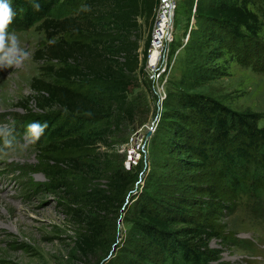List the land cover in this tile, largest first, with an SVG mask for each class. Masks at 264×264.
<instances>
[{
    "label": "rangeland",
    "instance_id": "rangeland-1",
    "mask_svg": "<svg viewBox=\"0 0 264 264\" xmlns=\"http://www.w3.org/2000/svg\"><path fill=\"white\" fill-rule=\"evenodd\" d=\"M85 1L73 0L72 7L67 9L71 10L67 17L81 24L78 29L45 28L40 23L21 32L15 31L20 46L29 52V58L20 67L0 70V125L13 127L15 118L19 116L41 114L38 106L41 99L33 87L36 80L58 83L57 69L72 68L79 63V57H67L65 62L52 58L49 54L51 45L80 41L95 48L107 44L112 37H123L124 34L110 23L108 11H104L106 8L85 15L79 12ZM252 3L248 5L259 14V31L245 42L233 41L225 31L196 22L197 27L191 31L170 72L168 98L164 101L166 104L157 130L134 162L125 152L130 148L137 149L140 134L149 127L156 114L151 89L142 70L146 53L144 43L152 28L146 23L145 16L138 17L139 28L128 35L129 41L138 40L140 46V67L133 74L138 86L128 95V102L135 108L142 104L143 107L140 111L137 109L133 117L121 113L118 127H108L105 119L101 118L92 126H97L101 134L96 138L100 139L96 142V151L108 153L104 166L110 163L113 167L123 165L129 168L141 164V169L138 182L125 198V212L119 217H114L111 210L102 212L105 227L98 247L86 253L79 247L78 238L89 224L77 217L76 210L81 209L86 212V217H90L94 215L91 213L94 207L85 201L73 203L69 192L82 186L108 190L109 170L105 171L102 166L95 174L81 175L63 164L71 175L61 182L70 183L71 188H45L48 182L44 172L47 161L36 146L17 147L7 156L0 157V264H117L122 258L134 256L132 241L148 245L147 238L131 229L129 221L136 217L132 214L134 208L147 204L156 215L168 217L171 213L166 210L167 206L178 203V200H182L186 214L216 232L208 240V247L219 255L215 264H264L262 196L251 192L233 194L219 182L211 168L201 164L199 158L179 151L176 145L172 147L171 135L165 129L164 121L166 113L178 108L173 95L183 89L190 95L198 94L218 101L232 111L256 114L258 125L264 126V0H252ZM177 7L171 53L187 32L192 14V9L189 14L190 7L184 0ZM68 83L76 86L78 80L74 78ZM79 84L83 85L82 82ZM111 104L114 108L115 104ZM147 105L150 110L143 113ZM179 110L191 115L189 109L179 107ZM46 111L64 110L53 104ZM190 121L185 128L192 138L202 136L205 127L202 128L196 118ZM19 140L22 142L23 137ZM261 189H264V184ZM143 193L151 198V204L144 201ZM206 200L218 202L216 212L203 215L197 211L201 202ZM171 227L179 229L186 225L179 223ZM113 234L116 241H113ZM247 241L254 246L249 247L251 244Z\"/></svg>",
    "mask_w": 264,
    "mask_h": 264
},
{
    "label": "trees",
    "instance_id": "trees-1",
    "mask_svg": "<svg viewBox=\"0 0 264 264\" xmlns=\"http://www.w3.org/2000/svg\"><path fill=\"white\" fill-rule=\"evenodd\" d=\"M184 1L190 7V14L195 0ZM11 2L17 15L9 26V32H21L40 23L45 28L58 29H78L81 26L74 18L67 17L71 11L67 9L72 7L73 0H38V12L33 10L28 0ZM155 3L156 0H86L85 4L90 6L91 11L79 12L85 15L106 8L104 11H108L110 23L124 34L123 37H112L107 44L95 48L80 41L51 45L49 54L52 58L65 62L67 57H79L80 61L72 68L57 69L58 83L36 80L33 87L41 97L37 101L42 113L19 116L12 125L19 140L29 123L47 121L44 135L34 144L47 161L44 172L48 182L45 188H71L70 183L61 182L71 175L63 164L71 166L81 175L99 172L107 161L108 153L96 151V142L100 141L96 138L101 134L92 123L99 122L101 118L105 119L108 127H118L121 113L133 117L137 109L140 111L143 107L142 104L135 108L128 102V95L138 86L133 74L140 67L138 40L129 41L128 35L139 28L137 19L142 15L152 28ZM248 4H253L252 0H196V19L200 25L225 31V35L233 41L245 42L259 31V14ZM149 39L150 34L144 43V52ZM74 78L78 80L76 86L68 83ZM81 82L83 85L79 84ZM173 96L178 108L166 113L167 119L164 120L165 129L171 135L172 147L176 145L179 151L199 158L201 164L211 168L219 182L233 194L251 192L264 199V189H261L264 184V126L258 125V116L232 111L218 101L198 94L190 95L183 89ZM111 103L115 104L114 108ZM53 104L64 111H46ZM179 107L189 109L191 117L181 112ZM149 110L147 105L142 112ZM192 118L205 127L204 134L200 137L196 135L195 139L185 128ZM104 168L110 172L108 190L82 186L69 192L73 203L85 201L94 207L91 211L94 215L90 217H86V212L81 209L76 210L77 217L89 224L78 238V245L85 253L100 244L99 238L105 227L102 212L111 210L114 217L125 212V198L138 182L141 164L124 168L123 165L113 167L109 163ZM142 197L147 203H152L148 194L143 193ZM216 203L214 200L202 201L197 211L203 215L216 212ZM136 209L132 211L136 217L127 220H130L133 231L148 239V245L132 241L134 256L122 258L117 264H215L219 261L218 252L208 247V240L216 232L186 214L182 200L167 206L166 210L171 213L168 217L156 215L147 204ZM179 223L186 227H171ZM112 238L116 241L114 234ZM249 243L252 248L254 243Z\"/></svg>",
    "mask_w": 264,
    "mask_h": 264
},
{
    "label": "built area",
    "instance_id": "built-area-1",
    "mask_svg": "<svg viewBox=\"0 0 264 264\" xmlns=\"http://www.w3.org/2000/svg\"><path fill=\"white\" fill-rule=\"evenodd\" d=\"M181 0H156L152 15V29L148 48L143 57L142 70L145 79L150 85L151 98L154 103L155 117L147 129L140 134L137 149L126 150L129 160L136 162L144 151V145L151 139L157 130L164 101L167 98V83L170 80V72L173 71L179 52L189 40L191 31L197 27L196 0L192 5V14L188 20V30L181 37V43L171 53V46L175 41V16L178 3ZM129 155V156H128ZM135 159H133V157Z\"/></svg>",
    "mask_w": 264,
    "mask_h": 264
},
{
    "label": "clouds",
    "instance_id": "clouds-1",
    "mask_svg": "<svg viewBox=\"0 0 264 264\" xmlns=\"http://www.w3.org/2000/svg\"><path fill=\"white\" fill-rule=\"evenodd\" d=\"M34 11H40L38 0H28ZM79 11H91L90 6L81 4ZM17 13L11 0H0V70L20 67L29 58V52L20 46L15 30L9 32ZM48 127L47 121L29 123L22 134L23 141L17 139L15 129L8 125H0V157L7 156L17 147L27 148L34 145L44 135Z\"/></svg>",
    "mask_w": 264,
    "mask_h": 264
}]
</instances>
